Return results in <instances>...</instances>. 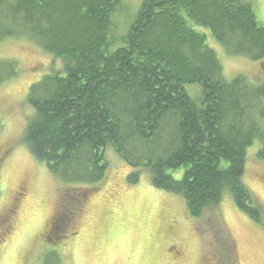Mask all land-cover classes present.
<instances>
[{
    "label": "trees",
    "instance_id": "16d2710c",
    "mask_svg": "<svg viewBox=\"0 0 264 264\" xmlns=\"http://www.w3.org/2000/svg\"><path fill=\"white\" fill-rule=\"evenodd\" d=\"M120 2L0 0V42L27 38L62 61L30 87L23 142L64 184L88 191L106 184L111 146L132 168L128 183L148 171L156 188L184 198L190 216L230 192L260 221L242 180L256 140L264 160V82L227 80L198 29L228 55L258 62L264 24L242 0H143L124 46L113 50L109 24ZM16 67L0 59V86L18 76ZM193 85L202 90L199 102L187 90ZM182 168L175 179L171 171ZM43 264L63 263L51 253Z\"/></svg>",
    "mask_w": 264,
    "mask_h": 264
},
{
    "label": "rangeland",
    "instance_id": "374dc122",
    "mask_svg": "<svg viewBox=\"0 0 264 264\" xmlns=\"http://www.w3.org/2000/svg\"><path fill=\"white\" fill-rule=\"evenodd\" d=\"M120 1L109 24L113 50L124 46L143 0ZM242 2L264 24V0ZM198 30L207 35L227 80L245 76L264 82V60L228 55L207 29ZM0 59L14 61L18 71L0 86V264H43L51 253L63 264H264L260 140L248 148L242 180L261 208L260 221L241 211L230 192L199 218L190 216L184 198L156 188L148 171L142 170L136 184L128 183L132 168L111 146L107 183L94 191L76 188L61 182L23 142L33 114L30 87L60 70L62 61L27 38L1 41ZM187 90L201 101L199 86ZM183 173L184 168L171 171L175 179ZM57 237L65 239L54 244Z\"/></svg>",
    "mask_w": 264,
    "mask_h": 264
}]
</instances>
